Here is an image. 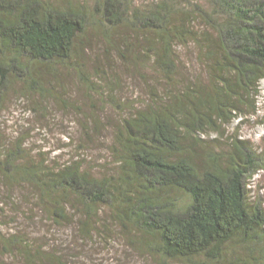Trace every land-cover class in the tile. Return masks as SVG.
I'll return each mask as SVG.
<instances>
[{"label":"trees","instance_id":"1","mask_svg":"<svg viewBox=\"0 0 264 264\" xmlns=\"http://www.w3.org/2000/svg\"><path fill=\"white\" fill-rule=\"evenodd\" d=\"M119 30L132 40L121 37L119 45ZM94 31L125 63L155 73L149 100L130 105L115 131L118 169L98 176L79 160H39L23 138L8 145L0 126V187L31 185L36 204L57 223L76 210L85 238L109 208L162 264H264V202L248 188L264 170V152L227 133L258 112L264 0H0V112L17 84L47 90L40 65L71 64L94 94L99 84L116 93L115 76L98 71L94 83L79 66ZM185 48L204 70L183 71ZM106 100L126 110L117 95ZM47 250L0 224V264L9 255L69 264Z\"/></svg>","mask_w":264,"mask_h":264},{"label":"rangeland","instance_id":"2","mask_svg":"<svg viewBox=\"0 0 264 264\" xmlns=\"http://www.w3.org/2000/svg\"><path fill=\"white\" fill-rule=\"evenodd\" d=\"M120 31L114 34L119 45L121 37L131 39L132 36L128 30ZM90 38L83 45L80 53L83 60L79 66L82 64V70L90 74L94 83L98 71L102 75L115 76L116 93L108 89L104 94L101 89L104 85L99 84L98 94H94L88 83L81 79L80 71L71 64L40 65L46 79L38 80L47 90L42 92L36 87L26 88L20 84L13 86L0 112V126L8 145L23 138L25 146L39 160L55 164L75 159L98 176H110L119 167L113 152L115 131L122 116L129 115L127 108L130 105L141 107L149 100L147 83L152 84L155 73L125 63L103 35L94 31ZM182 58L183 71L204 70L196 64L191 49L185 48ZM114 94L122 101L119 104L127 103L126 110L106 100ZM227 131L228 134L238 133L264 152V80L258 112L238 118ZM213 137L217 134L213 133ZM248 188L251 199L264 202V170L251 178ZM70 213V219L57 223L36 204L31 185L12 189L0 187V224L5 234L24 235L47 251H56L69 264H162L142 248L138 236L129 234L122 227L113 210L103 209L93 238L82 235L80 214L73 209ZM4 261V264H26L24 259L15 255L6 256ZM169 264L190 263L176 260Z\"/></svg>","mask_w":264,"mask_h":264}]
</instances>
